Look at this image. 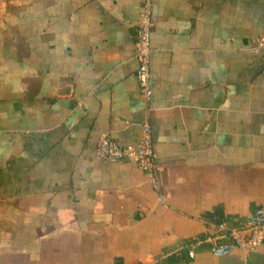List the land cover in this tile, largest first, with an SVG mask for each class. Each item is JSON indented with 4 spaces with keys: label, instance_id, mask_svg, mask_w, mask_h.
Returning <instances> with one entry per match:
<instances>
[{
    "label": "crops",
    "instance_id": "obj_1",
    "mask_svg": "<svg viewBox=\"0 0 264 264\" xmlns=\"http://www.w3.org/2000/svg\"><path fill=\"white\" fill-rule=\"evenodd\" d=\"M139 0H0V264L264 262L215 255L217 223L264 211V0H153L151 86ZM148 120L157 186L128 159ZM220 219L219 221H217Z\"/></svg>",
    "mask_w": 264,
    "mask_h": 264
},
{
    "label": "built area",
    "instance_id": "obj_2",
    "mask_svg": "<svg viewBox=\"0 0 264 264\" xmlns=\"http://www.w3.org/2000/svg\"><path fill=\"white\" fill-rule=\"evenodd\" d=\"M140 11L136 22L137 39L134 56L138 62L136 75L140 93L145 102H149L152 94L150 57L152 51L151 31L153 27V0H139ZM257 43L264 45V27L257 35ZM94 155L98 159L118 161L128 159L137 167L145 171L153 186H157L158 179L155 171L156 154L151 125L146 119L142 123L141 133L135 144H122L111 135L105 133L95 141ZM218 235L210 239V248L215 255H224L233 248L252 250L264 243V211L257 207L249 214L248 219L240 225H229L219 221ZM193 256V249L188 250ZM243 264H264L244 261Z\"/></svg>",
    "mask_w": 264,
    "mask_h": 264
},
{
    "label": "trees",
    "instance_id": "obj_3",
    "mask_svg": "<svg viewBox=\"0 0 264 264\" xmlns=\"http://www.w3.org/2000/svg\"><path fill=\"white\" fill-rule=\"evenodd\" d=\"M219 220L220 219H218L217 221H219ZM187 254H188V251L181 250L178 253H171L164 260L166 261L167 264H171L180 258H187L188 257Z\"/></svg>",
    "mask_w": 264,
    "mask_h": 264
}]
</instances>
